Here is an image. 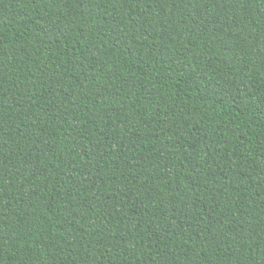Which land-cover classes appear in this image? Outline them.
I'll return each instance as SVG.
<instances>
[{"label":"trees","instance_id":"trees-1","mask_svg":"<svg viewBox=\"0 0 264 264\" xmlns=\"http://www.w3.org/2000/svg\"><path fill=\"white\" fill-rule=\"evenodd\" d=\"M0 264H264V0H0Z\"/></svg>","mask_w":264,"mask_h":264}]
</instances>
